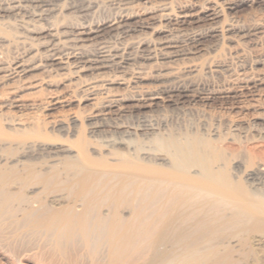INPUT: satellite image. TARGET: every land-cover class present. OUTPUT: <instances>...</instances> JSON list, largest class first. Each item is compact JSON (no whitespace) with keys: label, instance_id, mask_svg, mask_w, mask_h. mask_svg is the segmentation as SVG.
Instances as JSON below:
<instances>
[{"label":"bare ground","instance_id":"6f19581e","mask_svg":"<svg viewBox=\"0 0 264 264\" xmlns=\"http://www.w3.org/2000/svg\"><path fill=\"white\" fill-rule=\"evenodd\" d=\"M246 1L101 0L117 14L88 26L56 18L96 0H0V264H259L264 195L226 181L203 137L140 147L158 125L119 118L264 94V0L239 22ZM75 97L117 117H41ZM256 163L243 179L264 187Z\"/></svg>","mask_w":264,"mask_h":264},{"label":"rangeland","instance_id":"374dc122","mask_svg":"<svg viewBox=\"0 0 264 264\" xmlns=\"http://www.w3.org/2000/svg\"><path fill=\"white\" fill-rule=\"evenodd\" d=\"M96 2H97V4L95 5V7L89 9L88 14L85 15V17H78V16L76 17V14L71 13V14H68L69 16L64 18L63 14L69 13V10H66L65 7H63V9L57 15L56 21L57 22L60 20L62 21V19H63V22H66L67 24L71 23L70 25H74V24H79L80 22L85 20V21H87V23L85 22L84 24L88 25V26L108 22V20L110 22L115 17V15L117 14L115 11L116 10L115 7H113V6L111 7L110 5L108 6V5H106L107 3H102L101 0H96ZM136 2H138V1H136ZM139 4H138L139 7L143 6L142 3H139ZM258 6H259V0H247L245 2V4L243 3L242 6L238 9L239 12L237 13V16L239 17V22L246 20V19H244V15H246V13L250 12L253 9H254V12L257 11L255 9H258ZM92 11H94V12H92ZM224 16H226V14H224ZM148 36H150V38L153 37V35H148ZM121 41H124V40L122 39ZM121 43H123V42H121ZM259 46H258V49H260V51L262 50L261 52H262V54H264V42L260 43ZM249 53H251V51ZM253 55L254 54L252 52L251 58L253 57ZM263 57L264 56H262V58ZM203 72H204V70L202 69L201 71L198 72L199 74L198 73L194 74V78L200 79V78L204 77ZM143 83H144V85H153L154 84V82L152 80H146ZM127 85H129V83ZM122 86L123 85H117V86L115 85L114 86L115 91L119 94H122V95H125L126 93H128L127 95H129L130 88H128V87H130V86H127V87H125V85L123 87ZM131 91H133V90H131ZM238 98L239 97L231 98V99L225 98L226 100L225 99L223 100V98L219 97V98H215L212 102H209L210 104L209 103H203V102L198 101V100L195 102H192V100L187 99L178 107L180 109H176L177 107L170 106V105L164 106L162 104L161 105L159 104L157 106H152L150 110H149V108H147V109H145V108L144 109H134L133 107H131L132 108L131 109V108H129V105H128L127 108H128V110L129 109L130 110L128 111L126 108L125 109L126 115L123 116L126 118H123L122 116H120L121 113H119L120 114L119 118L121 117L120 118L121 120L125 121V119H126L129 122L148 120L149 122L152 123L154 121L153 122V124H155L154 126L158 125V126H156V130L154 131L156 134L154 133L155 135L154 134H153L154 136L152 135V139L154 138L157 140H154V139L152 140L150 137V140L147 143L145 142L146 139H144V143H145L144 144L142 141L143 140L142 136H141L142 139L140 138L139 135L138 136L137 135L131 136L132 138H134V139L131 138L132 141L134 142V145L137 144V146L140 145V147L149 146V148H153V149L157 148L158 149L159 145L161 146L164 144L165 139L163 140V138L167 139V137H166L167 132H168V137L171 134L174 135L175 133H177V135H179V136L182 135L181 137L177 136L176 134L174 135V136L179 137L178 138L179 142H183V139H181V138L184 137V134H185V136L190 135V134L195 135V136H198V138L201 136L199 138L200 140H202V137H203V142L205 144L210 143L211 145L209 144V146L212 147L211 149L214 148V150H216V151H214V153H215V155L217 153L219 160L221 159L220 163L225 162L222 165V173H223V177L225 178V180L232 182V183L235 182L238 184V187L240 189H242L246 192H249V193L251 192L252 195H255L253 193H256L257 196L261 195V197H262L264 195V187L261 185H259V186L258 185H255V186L250 185L249 186L248 184H246L244 182V179H243L244 175H245V173H243V172L248 170V169H253L252 167H255L254 165H256L257 164L256 162H258V161L264 163V94L262 93L257 98L255 97V101H252V97H250V96H245V97L242 96L239 99ZM75 99L76 100L73 101L70 104V106H68L66 108L59 109L58 111H55V112L48 111V110H40L39 113H40L41 117L46 118V119L50 118L53 115L59 114L62 116L63 122L69 123L71 113L73 111H76L78 113L80 112L81 116L79 118V121L82 124V126H84V127L86 125V119L89 116L92 117V115H94V114L97 115L95 117H98V119H100V117L101 118L105 117L104 115H106V117H107V116H109V114H110V117H114V115L117 117V112H116V114H112V112H109V114H102L103 111H100V110H105V107L93 106L89 102L84 100L83 98L79 99V97H75ZM251 102H252V104H251ZM243 105H246L247 109L240 108ZM162 107H164V108H162ZM130 111L133 113H130ZM129 113H130V115H129ZM176 116H177V118H176ZM210 125H211V127H210ZM176 126H178V127H176ZM194 126L196 128L197 127L198 128L196 129ZM36 127H38V126H33L32 128H36ZM43 128H46V130L49 129L48 126L44 127L43 125H39V127L37 129H39V131H43ZM177 130H179V131H177ZM86 131H87V129L85 128V131H84L85 134H86ZM208 133H210L209 136H208ZM82 137L86 138V136L84 134H82ZM177 137H176V139H177ZM210 137H212L213 139ZM244 138H245V140H244ZM180 140H182V141H180ZM146 141H148V140H146ZM152 141H154V142H152ZM156 142L158 143V145ZM154 143H156V144H154ZM159 143H161V144H159ZM202 145H203V143H202ZM176 147L180 148V144H177ZM169 149H173V148L169 147ZM231 157L232 158L233 157L238 158L237 160H239L240 162H242L241 160H243V162H242L243 168L241 167V170H239L240 172H238V171L236 172V170H234V168H232L234 165L233 162L236 161V159L233 158V160H232ZM244 162H246V163H244ZM254 163H256V164H254ZM236 174H237V176H236ZM258 262H259V264H264V255L262 254L261 251H260V254H258Z\"/></svg>","mask_w":264,"mask_h":264}]
</instances>
